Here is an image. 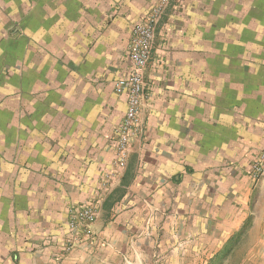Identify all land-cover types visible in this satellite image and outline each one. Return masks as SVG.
Returning <instances> with one entry per match:
<instances>
[{"label":"crops","instance_id":"crops-1","mask_svg":"<svg viewBox=\"0 0 264 264\" xmlns=\"http://www.w3.org/2000/svg\"><path fill=\"white\" fill-rule=\"evenodd\" d=\"M157 1L0 0V264H129L125 224L148 201L184 200L200 207L195 219L225 221L204 233L242 226L245 199L227 189L248 182L236 173L264 150V0L167 7L142 129L102 185L125 104L114 81L129 66L132 26ZM75 205L96 217L65 253Z\"/></svg>","mask_w":264,"mask_h":264},{"label":"rangeland","instance_id":"rangeland-1","mask_svg":"<svg viewBox=\"0 0 264 264\" xmlns=\"http://www.w3.org/2000/svg\"><path fill=\"white\" fill-rule=\"evenodd\" d=\"M252 161L236 173L239 180L245 177L246 185L227 189L228 197L245 199L244 219L236 234L226 237L216 229L211 230L213 234L202 232L207 225L225 221L195 219L200 207L195 213L194 206L184 200L177 206L162 204L157 209L148 201L145 213L125 224L129 227L124 240L129 264H264V177L253 179ZM172 211L173 215L177 213L176 220H170ZM171 231L175 232L170 234ZM81 239L82 236L76 244Z\"/></svg>","mask_w":264,"mask_h":264},{"label":"built area","instance_id":"built-area-1","mask_svg":"<svg viewBox=\"0 0 264 264\" xmlns=\"http://www.w3.org/2000/svg\"><path fill=\"white\" fill-rule=\"evenodd\" d=\"M179 0H158L131 28L128 48L129 66L123 75L114 81V93L124 99V112L113 129L112 140L115 145V162L111 173L102 185L108 184L111 178L120 176L132 147V141L142 129L144 105L150 97V84L145 82L144 72L150 61L154 47L155 29L165 14L167 7ZM253 179L259 181L264 177V150L258 151L252 159ZM95 210L92 206H70L66 222L68 238L64 251L68 253L86 230L95 221Z\"/></svg>","mask_w":264,"mask_h":264}]
</instances>
